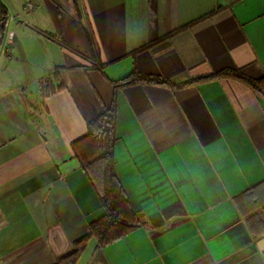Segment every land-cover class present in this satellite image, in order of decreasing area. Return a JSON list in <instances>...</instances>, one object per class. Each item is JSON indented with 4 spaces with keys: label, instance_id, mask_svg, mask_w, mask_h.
I'll return each mask as SVG.
<instances>
[{
    "label": "crops",
    "instance_id": "1",
    "mask_svg": "<svg viewBox=\"0 0 264 264\" xmlns=\"http://www.w3.org/2000/svg\"><path fill=\"white\" fill-rule=\"evenodd\" d=\"M2 1L0 264H55L105 215L74 142L114 103L142 224L76 264H264V94L186 83L264 78V0ZM134 71L169 83L125 85Z\"/></svg>",
    "mask_w": 264,
    "mask_h": 264
},
{
    "label": "trees",
    "instance_id": "2",
    "mask_svg": "<svg viewBox=\"0 0 264 264\" xmlns=\"http://www.w3.org/2000/svg\"><path fill=\"white\" fill-rule=\"evenodd\" d=\"M78 13H81L80 0H74ZM10 18L7 6L0 0V45L4 41L6 27ZM85 32L95 52V64L101 65L91 28ZM220 78H234L255 91L264 94V78H251L236 69L197 78L193 81H208ZM125 85L135 84H167L161 76L141 74L134 71L123 79ZM116 141V107L115 103L105 112L89 123L88 132L74 142L75 153L82 167L90 177L97 190L105 215L93 222L86 235L76 240L68 253L59 257L55 264H76L80 259L89 240L98 239V246H105L123 237L142 224L140 214L133 208L130 200L115 172L114 144Z\"/></svg>",
    "mask_w": 264,
    "mask_h": 264
},
{
    "label": "built area",
    "instance_id": "3",
    "mask_svg": "<svg viewBox=\"0 0 264 264\" xmlns=\"http://www.w3.org/2000/svg\"><path fill=\"white\" fill-rule=\"evenodd\" d=\"M11 49L12 48H3V49H1V51H2V53L6 54V55H9Z\"/></svg>",
    "mask_w": 264,
    "mask_h": 264
},
{
    "label": "water",
    "instance_id": "4",
    "mask_svg": "<svg viewBox=\"0 0 264 264\" xmlns=\"http://www.w3.org/2000/svg\"><path fill=\"white\" fill-rule=\"evenodd\" d=\"M1 28V27H0Z\"/></svg>",
    "mask_w": 264,
    "mask_h": 264
}]
</instances>
